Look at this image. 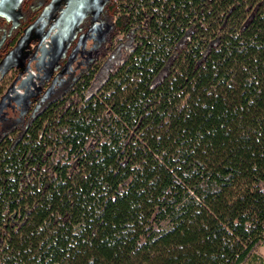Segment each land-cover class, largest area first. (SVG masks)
<instances>
[{
  "label": "trees",
  "instance_id": "1",
  "mask_svg": "<svg viewBox=\"0 0 264 264\" xmlns=\"http://www.w3.org/2000/svg\"><path fill=\"white\" fill-rule=\"evenodd\" d=\"M112 65L0 149V264H264V0H119Z\"/></svg>",
  "mask_w": 264,
  "mask_h": 264
},
{
  "label": "flooded vegetation",
  "instance_id": "2",
  "mask_svg": "<svg viewBox=\"0 0 264 264\" xmlns=\"http://www.w3.org/2000/svg\"><path fill=\"white\" fill-rule=\"evenodd\" d=\"M118 1L91 0L83 9L71 11L67 20L77 27L57 59L52 58L50 43L67 0H22L17 21L0 18V149L17 144L32 123L70 93L85 74L100 63L112 65ZM35 24L38 28L44 24L42 32L33 31L22 50V62L5 71V58Z\"/></svg>",
  "mask_w": 264,
  "mask_h": 264
},
{
  "label": "water",
  "instance_id": "3",
  "mask_svg": "<svg viewBox=\"0 0 264 264\" xmlns=\"http://www.w3.org/2000/svg\"><path fill=\"white\" fill-rule=\"evenodd\" d=\"M21 1L22 0H0V18H5L7 20L13 19L17 21ZM90 1L91 0H67V9L63 12V16L60 21L54 25V28H57V32L50 43V52L54 53V55H52L53 59L58 57L56 54L62 50H65L66 43L73 39V34L77 27V23L69 22L67 17L70 15L71 11L83 9L84 6L88 5ZM43 28L44 24H41L40 28H38V25L35 24L25 30L24 35L19 40L17 47H15V49L7 55L3 62L5 71L14 67L17 61L22 62V50L25 48L26 44L31 41L33 31L36 30V32H39L40 34Z\"/></svg>",
  "mask_w": 264,
  "mask_h": 264
},
{
  "label": "rangeland",
  "instance_id": "4",
  "mask_svg": "<svg viewBox=\"0 0 264 264\" xmlns=\"http://www.w3.org/2000/svg\"><path fill=\"white\" fill-rule=\"evenodd\" d=\"M116 32H118V30L116 29ZM121 36L119 35V33H116L115 36V42H119ZM260 251L264 254V246L260 248Z\"/></svg>",
  "mask_w": 264,
  "mask_h": 264
}]
</instances>
